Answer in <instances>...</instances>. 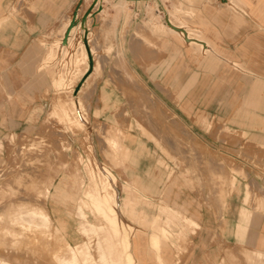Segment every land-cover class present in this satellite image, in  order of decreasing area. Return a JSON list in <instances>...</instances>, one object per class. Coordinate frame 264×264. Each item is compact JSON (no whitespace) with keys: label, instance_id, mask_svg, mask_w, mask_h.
Masks as SVG:
<instances>
[{"label":"rangeland","instance_id":"1","mask_svg":"<svg viewBox=\"0 0 264 264\" xmlns=\"http://www.w3.org/2000/svg\"><path fill=\"white\" fill-rule=\"evenodd\" d=\"M206 2L219 1L71 0L37 38L29 93L15 87L12 103L0 86V264H113L104 233L92 230L97 217L77 213L101 179L135 264H264V86L230 55L186 42ZM81 45L88 66L75 62ZM54 176L59 191L43 200ZM22 201L46 211L51 227L5 234ZM61 221L69 262L53 234ZM161 228L168 237L156 249ZM110 240L125 264L121 238Z\"/></svg>","mask_w":264,"mask_h":264},{"label":"crops","instance_id":"2","mask_svg":"<svg viewBox=\"0 0 264 264\" xmlns=\"http://www.w3.org/2000/svg\"><path fill=\"white\" fill-rule=\"evenodd\" d=\"M218 1L198 7L190 27V34L196 38L185 41L203 50L210 47L214 53L230 55L232 63H242L246 69L255 71L254 76L262 78L264 86V0ZM70 4L71 0H27L25 4L20 0H0V86H6L7 97L13 95L12 103L15 87H20L23 94L29 93V70L39 51L35 44L37 38L63 20ZM3 96L0 95L1 101ZM13 108L10 105V110ZM9 117L13 118V113ZM249 197L247 190L245 200ZM172 212L181 214L174 209ZM168 214L167 222L170 223ZM173 214V220L177 221ZM160 239L163 243L167 240L159 237L158 248ZM243 244L250 245L247 241ZM129 245L131 247V242ZM256 254L261 255L259 251Z\"/></svg>","mask_w":264,"mask_h":264},{"label":"bare ground","instance_id":"3","mask_svg":"<svg viewBox=\"0 0 264 264\" xmlns=\"http://www.w3.org/2000/svg\"><path fill=\"white\" fill-rule=\"evenodd\" d=\"M100 12H102V10ZM67 24H68V22L65 25L67 26ZM79 51H80V58L79 59H76L75 62L80 63L82 60H84V62H86V65L88 66L87 60H88V52L89 51H86V49H84L83 45L80 46ZM85 72H87V70ZM62 82H63V84L62 83H59L58 86L61 87V86H63L65 84V81L64 80H62ZM78 104L79 103L77 102L76 105L78 106ZM57 110H59L58 107L55 108V113H56ZM60 114H61V117L62 118L65 116V119L67 121H69V122L71 121V123H73L72 122L73 118L70 117V115H69L68 112L62 111V112H60ZM110 141H111V143L113 145V148H114V146H116V141L114 139H111ZM122 149H123V147H122ZM128 153L129 152H128L127 149H123L121 154L123 155V158H125V157H128ZM209 165H211V164H209ZM218 165H217V167L220 166V165L219 166ZM215 166H216V164H215ZM211 168H212V166H211ZM216 171L217 170H215V169L212 170V172H214V173H216ZM210 172H211V170H210ZM216 174H213V175H216ZM198 177H200V175ZM224 177H226V176L224 175ZM54 178H55V176L52 177V178H50V179H48L46 181L45 188H44V192L41 193V197H43V200L45 198H47L51 194L50 193L51 187L53 188V191L55 193L53 196H55L56 193H57V191H59L60 183L54 186L53 185L54 184L53 182L55 180ZM215 179H216V177H215ZM106 181H107V179L106 180L101 179L100 180V187L99 188H96L94 186V189H93V187H91V185H88L87 186V188H86V190L84 192V195L86 196L85 197V200H82L80 202L77 213H78V215L80 217H86V213L85 212L87 210H90L97 217V220L100 223H98L97 225H95L97 228L94 225H92V230H94V229L95 230H101V232L104 233L105 243L107 242L106 244L109 246V247H107V254H108L109 258L111 259L110 262H112L113 264H116L117 263V260H118V251H117L116 247L113 245V243H111V240H110V239H113V237H114V238H121V242H122L121 244L123 246V251L125 252V264H134V260L132 258V255L130 254V252L127 251L128 248H129L128 234L126 232H124V233H121L120 232V229H119V226H118V223H117L118 220H117L116 214H115L116 212L113 210L112 204L115 202L114 201V195L115 194L113 195V194H110L108 192V186L109 185L107 184L108 181L107 182ZM226 181L223 180V182H226ZM227 184H228V182H227ZM233 184H234V182L231 181V185H233ZM33 187H35V186L33 185ZM141 187H142V185H141ZM110 188H111V186H110ZM222 189H224V186L222 187ZM225 192H226V190H225ZM224 195H225V193H224ZM8 205L11 206L10 203ZM33 207L34 206H30V203L29 202H23L22 201V202H19L17 204L15 203L14 207L12 209H9L8 210L9 216L7 217V219L5 221L6 224H7L6 228H9L10 231L5 230L4 233L7 234V235L8 234H11V235L14 234L13 237H17L19 235H23L24 232L25 233H28V234H31V235H36V234L40 235V234H42L44 232L43 230L49 229L51 227V225H52V220H51L49 214L46 211H43V210H40V209H34ZM1 219L2 218H0V222H1ZM3 221H4V219H2V222ZM183 223L184 224L186 223V224L194 225V223L191 222L190 220H188L187 218H183ZM12 227H14L15 229H18L19 231L16 232V230H15V233H13L11 231ZM64 230H65L64 229V224H63V221H61V223H59V230H57L55 228L53 234H54L55 238H58V236L61 237V242H60L61 245L60 246L63 247V253L66 255L62 259V261L65 260L66 262H69L68 261L69 260L68 257H70V259H71V249L68 247L66 241L63 238V235L62 234L64 233ZM160 230H161L160 233H153L151 235L152 245L156 249L158 248L159 237H161L163 239H166L168 237V233L165 231V229H162L161 228ZM40 237H42V236H40ZM257 255H260V254H257ZM229 257H230V255H229ZM2 264H7V263H2Z\"/></svg>","mask_w":264,"mask_h":264},{"label":"water","instance_id":"4","mask_svg":"<svg viewBox=\"0 0 264 264\" xmlns=\"http://www.w3.org/2000/svg\"><path fill=\"white\" fill-rule=\"evenodd\" d=\"M71 24H73V23H71ZM65 37H66V36H65ZM65 37H64V41H63V42H66V41H65Z\"/></svg>","mask_w":264,"mask_h":264}]
</instances>
